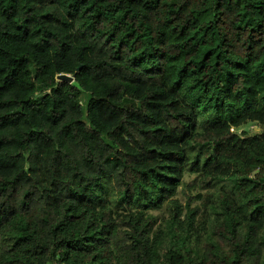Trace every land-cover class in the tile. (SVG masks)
<instances>
[{"label":"trees","instance_id":"1","mask_svg":"<svg viewBox=\"0 0 264 264\" xmlns=\"http://www.w3.org/2000/svg\"><path fill=\"white\" fill-rule=\"evenodd\" d=\"M248 123L264 0H0V264H264Z\"/></svg>","mask_w":264,"mask_h":264},{"label":"rangeland","instance_id":"2","mask_svg":"<svg viewBox=\"0 0 264 264\" xmlns=\"http://www.w3.org/2000/svg\"><path fill=\"white\" fill-rule=\"evenodd\" d=\"M236 132L238 134L245 133L248 136H252V135H256V134L263 133L264 132V128L261 127V126H259V125H257V124H255V123H248L247 125H245L241 129H237ZM194 179H195V176L187 175L184 180H185L186 183H190ZM182 190H183V188H180L179 189V193L177 195V199H179V201L183 205H185V203L187 201V197L184 194V192H182ZM106 192H102V194L103 193L104 194L106 193V196L108 194H110L109 193L110 192L109 189ZM185 193L190 194L191 196H195V195H197L199 193H204V191H201V190L188 191V190L185 189ZM107 199L108 200H114V197L110 194L109 196H107ZM197 205H199V202L198 201L194 202L193 205H192V207H195ZM150 214L158 218V221L159 222H158L157 228L161 227V229L164 230V231H166V233H167V236L164 239V241L162 243V248H161V252L162 253H165L170 248L175 247V239L169 234V232H170V229L168 227V219H169V217H168V215L163 210L154 211V212H151Z\"/></svg>","mask_w":264,"mask_h":264},{"label":"water","instance_id":"3","mask_svg":"<svg viewBox=\"0 0 264 264\" xmlns=\"http://www.w3.org/2000/svg\"><path fill=\"white\" fill-rule=\"evenodd\" d=\"M81 69V66L78 68V71ZM75 76H68V75H60L57 77V81L59 82H67V83H73Z\"/></svg>","mask_w":264,"mask_h":264}]
</instances>
